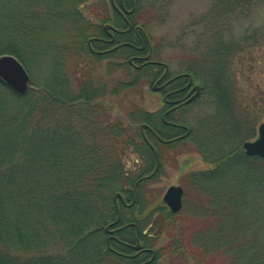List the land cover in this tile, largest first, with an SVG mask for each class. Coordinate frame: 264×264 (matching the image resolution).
Masks as SVG:
<instances>
[{
    "label": "trees",
    "instance_id": "1",
    "mask_svg": "<svg viewBox=\"0 0 264 264\" xmlns=\"http://www.w3.org/2000/svg\"><path fill=\"white\" fill-rule=\"evenodd\" d=\"M98 1L105 8L106 0ZM88 2L0 0V57L13 55L28 70L34 63L43 64L47 73L44 82L33 80L35 88L23 96L0 80V264H133L109 247L105 228L117 220L115 195L131 199L141 178L137 203L128 211L122 207L120 223H136L142 231L151 225L165 227L161 216L166 221L175 215L165 203L146 207L145 183L158 176L161 165L152 177H144L156 168L152 142L161 158L162 143L156 135L171 139L177 130L161 113L138 106L112 120L106 106L108 95L144 92L153 85L156 72L133 68L126 49L107 55L92 52L88 40L101 32V25L87 22L82 9ZM114 22L122 21L117 16ZM250 40L264 42V28ZM60 44L66 50L62 57L57 56ZM230 49L219 47L209 62L218 71L206 86L216 91L212 97L218 115L199 123L184 140L194 142L213 165L191 173L188 185L196 193H211L207 197L217 209L195 213L202 217V227L190 243L204 255L222 254L231 264H264V161L245 153L242 145L254 123L238 120L230 109V77L217 69ZM86 55L95 64L113 58L105 64L107 74L94 77L72 70L71 57L79 61ZM119 69L121 77L105 80L117 77ZM225 119L226 128L219 124ZM142 124L149 126L145 134ZM134 154L141 161L129 167L128 156ZM122 235L133 241L135 228ZM181 235L182 239L172 238L174 259L169 264H183L179 261L186 258L181 255L187 238ZM162 255L157 250L152 264Z\"/></svg>",
    "mask_w": 264,
    "mask_h": 264
},
{
    "label": "rangeland",
    "instance_id": "2",
    "mask_svg": "<svg viewBox=\"0 0 264 264\" xmlns=\"http://www.w3.org/2000/svg\"><path fill=\"white\" fill-rule=\"evenodd\" d=\"M106 2L105 8H101L98 0H91L87 3L88 7L82 9L87 17L86 20L88 19L87 22L103 25L106 23L102 21L105 17H109V22H114L117 15L112 11L110 0ZM130 19L134 25L141 26L150 38L155 49L154 60L169 64L170 73L173 76L182 73L192 74L194 82L202 87L203 90L196 102L180 109L172 116L173 119L186 124L191 130L200 128L199 123L201 122H203L202 125L207 124V120L209 123L210 116L218 115L212 97L216 91L213 87H206L209 82L207 80L217 76L218 71L213 69L209 62L213 63L219 47H230L231 49L224 55L225 61L217 69L224 72L226 77H230L226 81L229 91L226 94L230 95V109L234 111L238 120L241 119L248 124L254 123L249 133L251 135H247L246 141H254L258 138V128L264 123V42L254 44L250 38L264 28V0H139L137 10ZM120 24L124 25L123 21ZM92 30L94 29L91 28ZM128 38L132 39L133 35ZM59 41L62 43L61 40ZM64 47L65 44H60L59 53V49L56 51L58 57L66 53ZM236 48L239 49L236 50ZM115 57L118 59L117 54ZM112 59L111 57L104 58L95 64L92 58H88V55L79 61L72 56L70 66L72 70L86 76L98 77L107 74L105 64ZM150 68L154 70V67ZM26 70L30 75L29 90L35 88L33 80L39 84L44 82L47 76L43 64L34 63L30 70ZM120 71L119 69V72L114 73L117 77L116 75L105 76V80L121 77ZM154 86V84L150 85L144 92L128 93L125 97H115V94L108 95L106 98L109 103L106 106L110 110L109 115L112 120L118 119V116L127 110H132L134 106L163 114L166 109L163 104V93L156 91ZM226 122L225 119L219 124L224 126ZM244 130L248 133L247 127ZM222 138L219 136L218 140ZM190 141H183L184 144L180 143V145L161 144L159 146L161 171L156 178L145 183L148 210L164 203L163 197L169 187L180 185L185 190L182 210L173 217L166 218V221L161 216L166 226L158 225L153 231L154 233L161 232L153 241L152 248L163 251L162 257L156 264L173 262L171 241L175 237L182 239L184 237L182 233L187 238V249H182L186 253L180 251V254L183 253L181 256L186 258L179 262L183 264H231L222 254L204 255L190 243L193 233L202 227L203 219L201 216H196L197 213L206 207H211L212 212L217 211L214 206L215 202L207 197L211 198V193L200 194L199 191L196 193V188L188 185L191 173L213 168L211 162L206 160L193 146L195 143ZM233 143V145L237 143L235 139ZM128 160H130L129 167H131L135 164V160L140 162L141 158L134 154L131 157L128 156ZM215 191L217 188L213 190Z\"/></svg>",
    "mask_w": 264,
    "mask_h": 264
},
{
    "label": "flooded vegetation",
    "instance_id": "3",
    "mask_svg": "<svg viewBox=\"0 0 264 264\" xmlns=\"http://www.w3.org/2000/svg\"><path fill=\"white\" fill-rule=\"evenodd\" d=\"M138 2L139 0H110L112 11L119 17L120 21H123L124 25L113 21L101 25V32L91 36L89 40L92 41L89 44L88 40V44L92 52L96 55H107L113 52L118 53L123 49L128 50L130 52L128 62L133 68L142 69L154 67L156 79H154L153 84H157L158 86L156 91L163 93V104L166 107L162 114L163 120L166 124L177 130V136L171 139H163L159 135L156 136L159 142L162 144L175 145L189 138L191 134V128L182 123L180 120L173 119L172 116L180 109L190 106L196 102L203 89L200 86L199 94L193 98L196 93V91H193V89L198 84L194 82L192 74L182 73L173 76L170 73L169 64L153 59L155 55V49L150 38L141 26L134 25L130 19L137 10ZM107 24H110L111 28L107 29L105 27ZM138 27H141L142 29H137ZM127 35H133V38H127ZM150 54L151 56L148 57ZM137 63H139V65H137ZM163 64H167L169 67L166 76H164L166 70ZM187 75H191L192 80H190ZM186 127L189 128V134H187L188 130ZM152 143L151 147H154L156 150V158L157 156L159 158V168L157 170L155 168L154 171L156 173L160 169L161 162L158 151ZM141 181L142 178L138 181V183ZM137 184L134 187L133 196L131 199L124 196L123 194L122 198L118 199L119 208L117 209V219L119 215L121 220L122 207L128 211L137 203ZM120 220L117 225L110 228V230L113 232H105L108 236L107 241L109 247L111 249L113 248L112 250L124 259L132 261L134 260L135 262L133 264H152L157 257V250L152 248L151 244H153V241L158 238L161 231L158 233L153 232L156 228V225H151L149 228L143 229L141 231L136 223L121 224ZM131 227L135 228V238L133 241H127L124 239L122 234L129 232ZM138 242H140L141 247L140 249H135L134 246H136ZM149 261H151V263H148Z\"/></svg>",
    "mask_w": 264,
    "mask_h": 264
},
{
    "label": "water",
    "instance_id": "4",
    "mask_svg": "<svg viewBox=\"0 0 264 264\" xmlns=\"http://www.w3.org/2000/svg\"><path fill=\"white\" fill-rule=\"evenodd\" d=\"M107 29L111 28L110 24H107L105 26ZM137 29H142L141 27H138ZM92 40H89V44ZM151 54L148 56L150 57ZM147 57V58H148ZM165 66V74L168 73L169 67L167 64H163ZM142 67V66H141ZM163 76V77H164ZM190 80H192L191 75H187ZM0 80L14 93L23 96L27 93L29 90V82H30V75L24 65L21 63L19 59H17L13 55H3L0 57ZM158 89V86L156 84L155 90ZM193 91H196L193 98H195L199 92H200V86L197 85L194 87ZM192 98V99H193ZM145 128H148V125L143 124L141 125V131L143 132ZM189 134V128L186 127ZM243 148L248 156H258L264 160V123H262L258 128V138L254 141H246L243 144ZM155 154L156 150L153 147ZM159 168V158L157 156V167L156 170ZM183 195H184V189L180 185H173L168 188L166 191L163 200L166 203V205L170 208L171 212L176 214L179 213L182 210L183 207ZM122 198L121 193H117L115 195V202L117 209L118 207V199ZM119 213V210H118ZM120 220V216L118 215V219L112 223L111 225L107 226L105 228V232H110V228L114 225H117ZM113 232V231H111ZM141 244L140 242L137 243L136 246H134L135 249H140ZM153 260V259H152ZM151 260V261H152ZM149 261L148 263H151Z\"/></svg>",
    "mask_w": 264,
    "mask_h": 264
}]
</instances>
